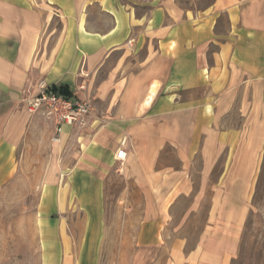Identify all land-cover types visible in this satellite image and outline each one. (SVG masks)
Masks as SVG:
<instances>
[{
	"label": "crops",
	"instance_id": "1",
	"mask_svg": "<svg viewBox=\"0 0 264 264\" xmlns=\"http://www.w3.org/2000/svg\"><path fill=\"white\" fill-rule=\"evenodd\" d=\"M39 83L90 99V113L73 126L30 115L23 99ZM263 134L264 0H214L196 13L172 0H0V190L19 165L46 166L45 260L93 261L106 198L126 180L135 193L121 196L138 198L136 259L154 246L168 264H231L247 171L228 165L247 159L226 157L220 172L219 153L256 149Z\"/></svg>",
	"mask_w": 264,
	"mask_h": 264
},
{
	"label": "rangeland",
	"instance_id": "2",
	"mask_svg": "<svg viewBox=\"0 0 264 264\" xmlns=\"http://www.w3.org/2000/svg\"><path fill=\"white\" fill-rule=\"evenodd\" d=\"M172 1L178 9L196 13L209 7L214 0ZM55 26L59 28V24L55 23ZM237 120L238 118H231V123L236 125ZM169 156H173L172 153ZM244 156L247 165H228V172L247 171V210L239 230L238 251L231 264H264V134L256 149H220L219 171L225 170L226 157ZM45 168L44 165L21 164L15 177L0 190V264H168L167 250L154 246L142 252L143 259L135 258L137 246L133 243V235L137 229L132 228L131 207L132 200L138 198L131 195L121 196V193L126 192L125 188L132 187L133 182L126 180L115 181L106 198L105 229L95 246L93 261H64L61 258L45 260L44 249L49 242L42 231L46 226L38 216ZM236 184L239 182L229 181L226 186L235 188ZM131 191L135 193L133 188L127 190L128 194ZM190 200H181V210L188 208ZM205 202L200 212L191 215V219L197 218L194 220L195 225L202 223L205 218ZM181 215L183 214L178 213L176 217ZM74 231L76 236H81L84 232L79 224ZM78 239L76 238L77 250L81 247V240Z\"/></svg>",
	"mask_w": 264,
	"mask_h": 264
},
{
	"label": "built area",
	"instance_id": "3",
	"mask_svg": "<svg viewBox=\"0 0 264 264\" xmlns=\"http://www.w3.org/2000/svg\"><path fill=\"white\" fill-rule=\"evenodd\" d=\"M131 43L132 40L127 41V46L131 47ZM37 89L35 96L27 95L23 99L30 115L43 110L46 117L51 118L55 123L73 126L81 123L92 109L89 100L78 101L64 97L44 83H39ZM55 140L57 139L55 138ZM125 158L126 152L123 149H118L115 159L123 162Z\"/></svg>",
	"mask_w": 264,
	"mask_h": 264
},
{
	"label": "trees",
	"instance_id": "4",
	"mask_svg": "<svg viewBox=\"0 0 264 264\" xmlns=\"http://www.w3.org/2000/svg\"><path fill=\"white\" fill-rule=\"evenodd\" d=\"M52 90L53 91H57L58 93H61V94L65 95V96H67V95L69 96L68 90L65 87H63V86L52 87Z\"/></svg>",
	"mask_w": 264,
	"mask_h": 264
}]
</instances>
